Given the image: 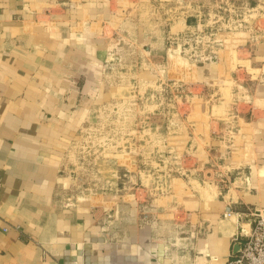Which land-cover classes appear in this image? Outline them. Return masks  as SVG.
Listing matches in <instances>:
<instances>
[{
    "label": "crops",
    "instance_id": "1",
    "mask_svg": "<svg viewBox=\"0 0 264 264\" xmlns=\"http://www.w3.org/2000/svg\"><path fill=\"white\" fill-rule=\"evenodd\" d=\"M176 3L0 0V264H227L238 251L243 213L264 212V18L180 66L159 60L167 35L192 28ZM121 39L141 44L135 65L116 59ZM118 66L120 85L180 88L167 148L184 168L159 191L131 151L105 156L101 188L72 160Z\"/></svg>",
    "mask_w": 264,
    "mask_h": 264
},
{
    "label": "rangeland",
    "instance_id": "2",
    "mask_svg": "<svg viewBox=\"0 0 264 264\" xmlns=\"http://www.w3.org/2000/svg\"><path fill=\"white\" fill-rule=\"evenodd\" d=\"M178 1L176 10L189 16V25L192 28L177 36L165 37L164 46L167 54L170 52L171 55L161 56L159 60L162 58L169 64H195L206 59H216L227 47L223 35L226 38L228 33L251 29L259 16L262 15L261 20L264 18V0ZM170 22L166 21L160 29L168 27ZM156 23L155 15L146 27H150V30L154 27L156 31ZM226 40H229L228 37ZM117 44V60L123 56L125 61L133 59L134 65L137 57L141 60L140 52L143 48L140 43L139 54L136 51L132 53L135 49H131L132 46L127 41L124 43L122 39L120 42L117 40ZM134 67L130 69L133 75L137 71ZM127 70L129 69L119 66L115 69L114 77L119 85L117 95L110 104H104L101 111L89 118L87 128L72 153V160L78 164L81 175L87 179V187L93 189V184H97L101 188L102 184H106L103 180L107 178L110 170L115 169V165L110 166L105 162V156L131 151L139 164L149 160L144 161V170L153 176L150 184L159 191L168 185L166 180L169 177L179 176L184 168L181 161L175 162L181 158L167 148L169 144H173V133H170L169 128L173 127L177 119L184 118V113H179L178 110L179 107L185 110L184 105L181 106L184 101L179 97L180 88L173 83L167 84L164 89L158 84L147 86L132 82L120 85L121 72L127 73ZM157 145L166 146V152L159 157ZM128 146L131 148H125ZM158 158H165L167 161L160 162ZM117 172L126 173L124 168H119ZM220 181L229 182L228 178Z\"/></svg>",
    "mask_w": 264,
    "mask_h": 264
},
{
    "label": "built area",
    "instance_id": "3",
    "mask_svg": "<svg viewBox=\"0 0 264 264\" xmlns=\"http://www.w3.org/2000/svg\"><path fill=\"white\" fill-rule=\"evenodd\" d=\"M264 212L248 211L243 213L251 220L248 232H242L243 239L238 251L231 256L227 264H264ZM227 214H225L226 216Z\"/></svg>",
    "mask_w": 264,
    "mask_h": 264
},
{
    "label": "water",
    "instance_id": "4",
    "mask_svg": "<svg viewBox=\"0 0 264 264\" xmlns=\"http://www.w3.org/2000/svg\"><path fill=\"white\" fill-rule=\"evenodd\" d=\"M263 215H264V213H263Z\"/></svg>",
    "mask_w": 264,
    "mask_h": 264
}]
</instances>
